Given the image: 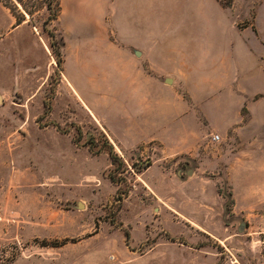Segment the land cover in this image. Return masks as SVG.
Returning a JSON list of instances; mask_svg holds the SVG:
<instances>
[{
	"label": "rangeland",
	"instance_id": "374dc122",
	"mask_svg": "<svg viewBox=\"0 0 264 264\" xmlns=\"http://www.w3.org/2000/svg\"><path fill=\"white\" fill-rule=\"evenodd\" d=\"M47 2L0 0V264H264V57L120 72Z\"/></svg>",
	"mask_w": 264,
	"mask_h": 264
},
{
	"label": "crops",
	"instance_id": "0c3cea01",
	"mask_svg": "<svg viewBox=\"0 0 264 264\" xmlns=\"http://www.w3.org/2000/svg\"><path fill=\"white\" fill-rule=\"evenodd\" d=\"M225 1L60 0V6L72 10V21L93 31L108 27L112 60L120 72L155 67L160 73H203L223 68L230 54L264 57V0ZM248 3L256 4L255 15L236 33ZM257 117L261 122L264 114Z\"/></svg>",
	"mask_w": 264,
	"mask_h": 264
},
{
	"label": "trees",
	"instance_id": "16d2710c",
	"mask_svg": "<svg viewBox=\"0 0 264 264\" xmlns=\"http://www.w3.org/2000/svg\"><path fill=\"white\" fill-rule=\"evenodd\" d=\"M14 1H15V4L21 8V10L23 11V13L25 15H27L28 17H32V13L29 12V10L26 7V5H24L23 0H14ZM45 7H46V9H47V11L49 13V16H48L46 22L44 23V30H46L48 35H49V37L52 40H54L55 33L52 30L47 29V28H48L49 23L57 20L58 14L60 12L59 0H48V2L45 4ZM20 16L21 17H17V16L14 15L17 25H20L25 20L24 15L22 13H21ZM51 48L52 49L55 48L53 43L51 45ZM55 57H56V64H57L58 70H61L62 60H61L60 53L58 51L55 52ZM45 106L47 108V113H48L49 109H51V106L49 104H47V103H45ZM126 238H128V236H126Z\"/></svg>",
	"mask_w": 264,
	"mask_h": 264
},
{
	"label": "built area",
	"instance_id": "2783aa9c",
	"mask_svg": "<svg viewBox=\"0 0 264 264\" xmlns=\"http://www.w3.org/2000/svg\"><path fill=\"white\" fill-rule=\"evenodd\" d=\"M218 140H219V136L216 135L213 137V141H218Z\"/></svg>",
	"mask_w": 264,
	"mask_h": 264
},
{
	"label": "water",
	"instance_id": "95a60500",
	"mask_svg": "<svg viewBox=\"0 0 264 264\" xmlns=\"http://www.w3.org/2000/svg\"><path fill=\"white\" fill-rule=\"evenodd\" d=\"M166 83H170V80H167ZM188 174H191V172H188ZM241 231V229H239Z\"/></svg>",
	"mask_w": 264,
	"mask_h": 264
}]
</instances>
